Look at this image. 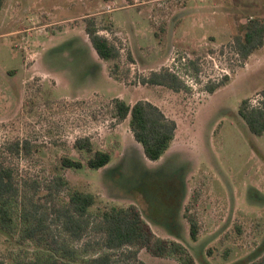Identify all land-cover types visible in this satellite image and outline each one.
<instances>
[{"label":"rangeland","instance_id":"374dc122","mask_svg":"<svg viewBox=\"0 0 264 264\" xmlns=\"http://www.w3.org/2000/svg\"><path fill=\"white\" fill-rule=\"evenodd\" d=\"M108 2L114 12H105ZM86 17L101 30L111 26L100 34L121 49L117 79L110 76L113 63L91 47ZM256 17L264 18V0H3L0 167L13 171L18 196L10 205L11 229L0 230V260L74 264L91 257L57 251L95 241L70 239L56 220L72 189L97 198L92 216L136 206L151 232L184 246L194 264H251L264 254V136L251 135L238 115L241 102L252 106L264 89V48L240 66L232 45ZM162 69L179 75L185 90L139 82ZM225 76L223 87L207 92ZM115 98L148 101L175 121V138L158 161L144 157L128 119H114ZM81 138L111 153V162L99 170L61 169L63 156L85 164L88 155L73 148ZM24 141L32 147L29 156L9 151ZM58 176L69 187L55 195L50 187ZM44 212L51 229L37 245L23 238L22 216L32 222ZM185 214L200 226L195 243ZM112 254L132 264H180L140 248Z\"/></svg>","mask_w":264,"mask_h":264},{"label":"trees","instance_id":"16d2710c","mask_svg":"<svg viewBox=\"0 0 264 264\" xmlns=\"http://www.w3.org/2000/svg\"><path fill=\"white\" fill-rule=\"evenodd\" d=\"M3 7V0H0V11ZM85 33L91 47L99 59L113 63L110 76L117 79L121 58V49L114 41L107 36L100 34L101 31L112 32L110 25L103 30L98 28L94 17L84 18ZM233 51L237 56L240 66H244L251 55L264 48V18H250L244 25L242 35L234 37ZM131 60V55H128ZM229 81L228 77L218 84L207 87V92L213 94L217 89L223 87ZM139 82L144 86H157L167 88L175 93L185 90L180 78L168 69L158 72H151L148 76H140ZM261 100L257 106H250L249 100H244L238 110V115L245 122L249 133L256 137L264 136V89L259 93ZM111 113L114 119L121 123L129 120V129L133 139L143 151L144 157L151 162L158 161L170 148L176 135V123L169 119L156 105L140 100L134 104H127L125 101L115 98L110 104ZM29 142H16L11 145L9 151L26 156L31 154ZM73 148L85 152L88 157L85 164L78 159L63 156L59 160L61 169L81 170L87 167L91 170H99L111 162L112 155L109 152L94 150L93 143L89 138L75 140ZM14 174L10 168L0 167V230L9 231L14 223L11 215V201L18 196L14 184ZM69 187L68 182L58 176L50 190L58 195L65 188ZM97 204V198L91 193H85L78 189H72L67 197V204L63 208L55 210L56 220L61 225V230L72 240L82 241L92 237L93 243L87 241L82 250H57L63 256L76 257L80 254H92L88 259L74 264H132L115 260L113 252L125 248L145 249L152 256L157 258L174 257L180 264H194L187 249L175 241H166L157 238L143 220L140 210L136 206L127 208L111 206L99 212L96 216L90 214V209ZM189 224V237L192 242L198 241L200 226L193 215L185 214ZM22 219L25 221L23 238L29 239L40 245L45 235L50 231V217L44 212L34 217L32 222L30 216L24 213ZM106 251L102 255L98 252ZM136 251V250H134ZM132 252L134 259L137 252ZM0 264H4L0 260ZM14 264H35L24 261H17ZM44 264H68L56 259ZM251 264H264V254Z\"/></svg>","mask_w":264,"mask_h":264},{"label":"built area","instance_id":"2783aa9c","mask_svg":"<svg viewBox=\"0 0 264 264\" xmlns=\"http://www.w3.org/2000/svg\"><path fill=\"white\" fill-rule=\"evenodd\" d=\"M104 9H105V12H107V13H111V12H114V11H115L113 4L110 3V2H108V4H105ZM171 72H172V70H171ZM172 73H174V72H172ZM174 74H176V73H174ZM225 74H226V73H225ZM176 75H177V74H176ZM177 76L179 77V75H177ZM179 78H180V77H179ZM259 97H260V96H259ZM260 100H261V97H260L259 100H257V101H254V102L252 101V102H251L252 106H257V105L259 104Z\"/></svg>","mask_w":264,"mask_h":264},{"label":"crops","instance_id":"0c3cea01","mask_svg":"<svg viewBox=\"0 0 264 264\" xmlns=\"http://www.w3.org/2000/svg\"><path fill=\"white\" fill-rule=\"evenodd\" d=\"M255 4V3H254ZM172 27V26H171ZM162 31H163V28H162ZM254 54L250 56V58L248 59V62L245 64V66L248 65V63L250 62V60L253 58ZM112 78V77H111Z\"/></svg>","mask_w":264,"mask_h":264}]
</instances>
